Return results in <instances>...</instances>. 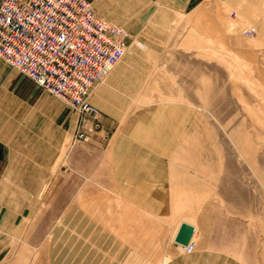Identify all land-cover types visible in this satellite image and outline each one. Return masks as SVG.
Instances as JSON below:
<instances>
[{
  "label": "rangeland",
  "instance_id": "1",
  "mask_svg": "<svg viewBox=\"0 0 264 264\" xmlns=\"http://www.w3.org/2000/svg\"><path fill=\"white\" fill-rule=\"evenodd\" d=\"M90 2L129 33L125 55L92 88L90 101L125 63L132 62L134 74L104 98L97 119L87 117L88 141L74 143L76 112L0 59V264H162L166 257L169 264H264V0ZM251 27L257 34L246 38L242 31ZM146 112L185 135L190 164L183 167L180 152L165 153L178 170H163V179L145 170L143 183L168 197L186 190L189 206L151 213L145 232L154 237L138 249L124 239L131 262H115L97 246L82 260L78 245L58 243L63 233L71 241L79 237L64 222L79 210L102 215L110 204L123 210L114 200L92 205V190L102 191L98 181L115 179L109 153L117 136H131L132 121ZM105 115L117 120L115 128L104 131ZM130 187L126 199L137 206L136 187ZM187 217L198 227L192 254L172 240Z\"/></svg>",
  "mask_w": 264,
  "mask_h": 264
},
{
  "label": "built area",
  "instance_id": "2",
  "mask_svg": "<svg viewBox=\"0 0 264 264\" xmlns=\"http://www.w3.org/2000/svg\"><path fill=\"white\" fill-rule=\"evenodd\" d=\"M242 34L252 38L257 28ZM128 41L89 0H0V59L78 114L74 143L89 140L87 117L99 116L91 90L122 60ZM195 248L191 240L184 253Z\"/></svg>",
  "mask_w": 264,
  "mask_h": 264
},
{
  "label": "crops",
  "instance_id": "3",
  "mask_svg": "<svg viewBox=\"0 0 264 264\" xmlns=\"http://www.w3.org/2000/svg\"><path fill=\"white\" fill-rule=\"evenodd\" d=\"M191 1L194 0H186L187 6L192 3ZM133 74L134 65H132L131 61L119 67L113 77L109 80L107 87L97 90L92 94L93 99L91 100V104L99 111H102L100 109H102V106H104L106 103V100H104V98L109 100L112 90L121 89L127 82V76ZM48 95L51 96L50 94ZM51 97L55 98L54 96ZM99 98H102V101H104H100L101 99ZM59 102L63 104V108L70 109L62 101L59 100ZM157 116L158 115L153 112L142 113L137 117L136 121H132V128H135L136 130L133 131L132 135L131 133H128V135L130 134L131 136L127 137V139H125L124 135L117 136L114 147L109 153V158H111L113 162L110 166V169L111 171L116 173V176L114 177L115 179L112 178L108 181H98L96 185L101 188L102 191H100V189L92 190V192L96 191L97 194L90 199L92 205H95V202H99L100 200H106L108 203L114 200L116 202L122 203L125 209L123 208V210H115L114 205L110 204L108 205V210L102 215H100V212L98 210L96 211L95 209H92L91 211L79 210L73 213L71 216H67L66 222L64 223L75 227L77 231L80 230L78 231L79 237L78 240H73L74 243L72 241L71 244L69 233L66 234V237L65 233H63V236L58 237V243L60 242L63 245L66 244L69 247L75 244L78 245L80 252L78 253V255L80 256V259L86 260V258H88V255L90 254L89 252L91 246H97L102 250L108 251L111 257L114 259L113 261L119 262L121 260L123 262L129 263L135 257L134 254L127 249L128 247L126 246L127 244L125 243V241H133L138 249L139 246L143 245L148 236L152 238L154 237V235H149L147 234V232H145V229H147V227L151 225L150 222L147 221V218L151 216V213H163L170 215L174 212H178L179 210H185L184 207L189 206V203H187L189 202L188 191L176 190V192L171 194V197H168V195L166 196V194L160 195L155 193V191L153 192L151 188H149V185L143 183L146 175L143 173V171L145 170L158 171L157 173L160 174L155 176H161L162 179L165 178V175L162 173L163 170H178L179 164L175 163L174 160L170 157L167 160L165 157L167 155H165V153L171 154L173 150H175L174 152H176L177 154L178 152H180V154L184 156L183 158H185L183 167L185 168L186 165L190 164V160L186 158V156L189 154L190 149L187 147L188 145L187 140H185V135L174 133L171 129L167 130L165 125L167 124V122L165 121V119L159 122V118H161V116H158V119H156ZM116 124L117 120L110 118L107 115H105L102 120L104 131L115 128ZM174 141H178V143ZM181 142L182 146L179 145ZM166 145L167 150L164 151L163 149H165ZM177 147H179V149ZM168 178L171 181H174L175 179L178 181V177H176V174L174 173H170ZM126 179H129L131 183L127 182ZM179 182L177 183L180 184ZM181 183L183 185L187 184L185 180H183V182ZM191 183L193 182H189L188 184ZM130 186L136 187V189L134 190L135 198L133 201L139 202L137 206L130 204V202H128V200L126 199V195H131ZM111 206L113 207L112 210ZM95 218L105 220L104 226L106 227L100 226L95 221ZM85 219L87 221H84ZM184 224H187L194 228L193 239L197 241L198 227L195 221L192 218L188 217L182 219L178 223L174 231L172 240L176 241V238ZM107 228H114L115 231L117 230V232L120 234V236H122L123 239H119L116 234H113L112 232L107 230ZM83 232H85L86 235ZM80 237L83 240H79ZM86 246L88 247V250ZM179 246L182 249L183 246ZM122 250L125 252V254L119 253ZM169 262L170 259L166 257L162 261V264H169Z\"/></svg>",
  "mask_w": 264,
  "mask_h": 264
},
{
  "label": "water",
  "instance_id": "4",
  "mask_svg": "<svg viewBox=\"0 0 264 264\" xmlns=\"http://www.w3.org/2000/svg\"><path fill=\"white\" fill-rule=\"evenodd\" d=\"M193 235H194V228L192 226L184 224L175 242L182 246H187L190 243Z\"/></svg>",
  "mask_w": 264,
  "mask_h": 264
},
{
  "label": "bare ground",
  "instance_id": "5",
  "mask_svg": "<svg viewBox=\"0 0 264 264\" xmlns=\"http://www.w3.org/2000/svg\"><path fill=\"white\" fill-rule=\"evenodd\" d=\"M81 217V216H80ZM76 220V219H75ZM78 220H79V218H78ZM84 221H87L86 219L84 220ZM79 222V221H78ZM85 223V222H84ZM74 224V223H73ZM76 224V223H75ZM77 226V225H76ZM93 227V226H92ZM80 229V228H79ZM93 229V228H92ZM78 231H80V230H78ZM84 231V230H83ZM94 231V230H93ZM83 233H85V232H83ZM93 233V232H92ZM91 233V234H92ZM85 235H86V233H85ZM194 236V235H193ZM193 236H192V239L191 240H193L194 242H196V240L195 239H193ZM81 238V237H80ZM79 238V240H83L82 238L80 239ZM88 239V238H87ZM78 240V239H77ZM77 242V241H76ZM60 243V242H59ZM74 243V242H73ZM71 244H72V241H71ZM78 244V243H77ZM180 245V244H179ZM68 246V245H67ZM182 246V245H181ZM84 247V246H83ZM87 247V246H86ZM186 246H183L182 247V250L184 251V248H185ZM85 248V247H84ZM89 249H90V246H89ZM87 250H88V247H87ZM91 250V249H90ZM87 252V251H86ZM84 254V253H83ZM87 259V258H86Z\"/></svg>",
  "mask_w": 264,
  "mask_h": 264
}]
</instances>
